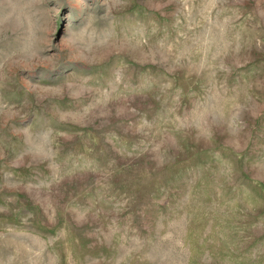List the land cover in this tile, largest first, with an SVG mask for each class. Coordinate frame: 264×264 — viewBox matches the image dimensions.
Listing matches in <instances>:
<instances>
[{
    "label": "rangeland",
    "instance_id": "rangeland-1",
    "mask_svg": "<svg viewBox=\"0 0 264 264\" xmlns=\"http://www.w3.org/2000/svg\"><path fill=\"white\" fill-rule=\"evenodd\" d=\"M0 264H264V0H0Z\"/></svg>",
    "mask_w": 264,
    "mask_h": 264
}]
</instances>
